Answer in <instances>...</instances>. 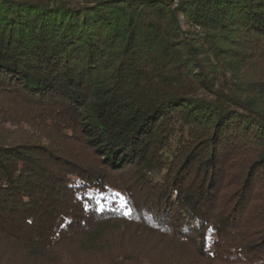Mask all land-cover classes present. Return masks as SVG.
I'll use <instances>...</instances> for the list:
<instances>
[{"label": "trees", "instance_id": "16d2710c", "mask_svg": "<svg viewBox=\"0 0 264 264\" xmlns=\"http://www.w3.org/2000/svg\"><path fill=\"white\" fill-rule=\"evenodd\" d=\"M0 264H264V0H0Z\"/></svg>", "mask_w": 264, "mask_h": 264}, {"label": "snow or ice", "instance_id": "6c2138e0", "mask_svg": "<svg viewBox=\"0 0 264 264\" xmlns=\"http://www.w3.org/2000/svg\"><path fill=\"white\" fill-rule=\"evenodd\" d=\"M125 207H127L126 204H125ZM131 211H132V210L129 208V209L125 212V215H131ZM210 231H211V230H210ZM207 239L210 241L211 237L209 236Z\"/></svg>", "mask_w": 264, "mask_h": 264}]
</instances>
